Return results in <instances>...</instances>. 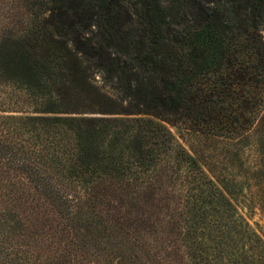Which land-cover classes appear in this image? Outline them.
Segmentation results:
<instances>
[{
    "label": "trees",
    "instance_id": "16d2710c",
    "mask_svg": "<svg viewBox=\"0 0 264 264\" xmlns=\"http://www.w3.org/2000/svg\"><path fill=\"white\" fill-rule=\"evenodd\" d=\"M262 32L264 0H0V264H79L70 202L153 264H264L168 129L264 144Z\"/></svg>",
    "mask_w": 264,
    "mask_h": 264
},
{
    "label": "rangeland",
    "instance_id": "374dc122",
    "mask_svg": "<svg viewBox=\"0 0 264 264\" xmlns=\"http://www.w3.org/2000/svg\"><path fill=\"white\" fill-rule=\"evenodd\" d=\"M262 37L264 39V32ZM168 129L264 241V144L260 146L258 125L236 141L206 138L179 126H168ZM75 204L70 202L72 207L68 208L71 214L67 224L73 228L71 239L79 264H153L147 242L113 229L105 216ZM14 237L15 240L22 239L18 234ZM28 237L29 246L22 244L18 256L33 254L37 258L42 255L45 245L42 246L36 237L34 240V236Z\"/></svg>",
    "mask_w": 264,
    "mask_h": 264
}]
</instances>
